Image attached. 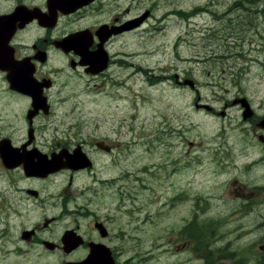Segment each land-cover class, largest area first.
<instances>
[{"label": "flooded vegetation", "instance_id": "1", "mask_svg": "<svg viewBox=\"0 0 264 264\" xmlns=\"http://www.w3.org/2000/svg\"><path fill=\"white\" fill-rule=\"evenodd\" d=\"M120 5L119 0H83L74 5L67 0H0V264H23L24 258L35 263L47 258L54 264L57 253L61 258L79 253L72 262L134 264L123 237L141 219L135 212L142 207L135 209L132 203L127 206L131 208L121 209L116 199L99 205L97 211L80 209L85 221L81 225L70 206L75 197L73 179L93 172V149L110 155L118 143L104 135L89 139L82 122H69L58 134L64 122L52 120L59 119L65 104L72 103L74 111L82 104L81 95L92 100L101 92L112 65L126 67L128 45L117 41L134 36L149 18L141 19L143 14ZM80 83L85 87L77 90ZM226 94L231 96L224 97L218 109L196 106L229 118V131L223 130L230 142L224 157L214 158L221 168L214 174V184L223 189L217 197L193 195L191 217L181 231L194 241L199 236L204 241L209 238L202 227L227 221L236 227L264 226V102L242 91ZM76 155L90 165L67 168V158ZM55 159L61 164L58 169L52 163ZM90 177L96 185L92 198H106L119 195L125 175ZM82 190V194L87 191ZM130 194H124L129 202ZM219 198L225 210L210 212L211 201ZM118 212L125 216L122 227L115 223ZM58 225L63 226L59 231ZM66 233L78 240L77 245L62 240ZM112 234L119 236L117 245L111 243ZM260 248L264 251V244Z\"/></svg>", "mask_w": 264, "mask_h": 264}, {"label": "rangeland", "instance_id": "2", "mask_svg": "<svg viewBox=\"0 0 264 264\" xmlns=\"http://www.w3.org/2000/svg\"><path fill=\"white\" fill-rule=\"evenodd\" d=\"M119 1L120 9L149 18L134 36L117 41L128 45L126 67L112 65L101 92L92 100L81 95L76 110L71 111L72 103L65 104L59 119H52L55 124L64 122L58 134L69 122H82L89 139L104 135L118 143L110 155L93 149V172L73 179L74 218L83 225L80 209L97 211L99 205L116 199L121 209L132 203L135 209L142 207L135 212L141 217L135 228L122 236L134 264H264L260 248L264 226L236 227L231 221L205 226L203 231L210 234L205 241L200 236L194 241L181 231L191 217L193 195L217 197L223 189L214 184V174L221 171L214 158L224 157L230 142L223 130L229 131V118L196 106L218 109L224 97L231 96L226 93L236 91L264 102V0ZM186 79L193 88L183 83ZM80 87L85 84H78L77 90ZM100 174L125 175L119 195L92 198L96 185L90 176ZM128 192L131 202L124 195ZM222 203L220 198L212 200L210 212H223ZM117 216L115 223L122 227L125 216L119 212ZM62 228L58 225L57 231ZM178 232L193 244L179 238ZM118 237L112 234L111 243L117 245ZM60 256L56 254L54 264L79 259V253ZM23 264H52V259L35 263L24 258Z\"/></svg>", "mask_w": 264, "mask_h": 264}, {"label": "water", "instance_id": "3", "mask_svg": "<svg viewBox=\"0 0 264 264\" xmlns=\"http://www.w3.org/2000/svg\"><path fill=\"white\" fill-rule=\"evenodd\" d=\"M80 1H83V0H67V3L70 4V5L71 4L74 5L76 3H79ZM79 5H81V4H79ZM183 83L184 84H188L189 87H191V88L194 86L193 82L191 80H189V79L188 80L187 79L184 80ZM73 157L69 158V159L67 158V162H68V163H66L67 166H70L71 168H73V167L78 168V167H80V165L84 166V165L87 164L84 161V158L82 156L76 155V156H73ZM53 164H54V169H58L61 166L59 159H55V161H53ZM62 240L65 243L67 242V244L69 243L68 245H77V243H78V240L75 237L70 236V234H68V233H66L63 236ZM64 264H87V263H83V262H66Z\"/></svg>", "mask_w": 264, "mask_h": 264}, {"label": "trees", "instance_id": "4", "mask_svg": "<svg viewBox=\"0 0 264 264\" xmlns=\"http://www.w3.org/2000/svg\"><path fill=\"white\" fill-rule=\"evenodd\" d=\"M237 264H242L240 261Z\"/></svg>", "mask_w": 264, "mask_h": 264}]
</instances>
